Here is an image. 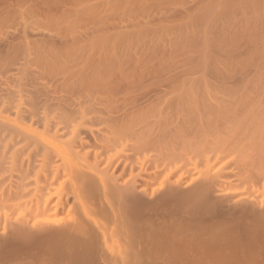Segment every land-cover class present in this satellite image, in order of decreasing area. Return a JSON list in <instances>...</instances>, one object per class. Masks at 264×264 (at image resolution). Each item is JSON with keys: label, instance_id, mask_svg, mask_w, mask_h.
Returning a JSON list of instances; mask_svg holds the SVG:
<instances>
[{"label": "rangeland", "instance_id": "1", "mask_svg": "<svg viewBox=\"0 0 264 264\" xmlns=\"http://www.w3.org/2000/svg\"><path fill=\"white\" fill-rule=\"evenodd\" d=\"M214 1H213V3H211L209 1L210 2L209 3L208 1L204 0L203 1L204 3H206V2L209 3V4L206 3L207 4L206 7H205L206 4L202 7V9L204 8V10L201 9V11H199V12L196 10L192 14L191 13L189 15L187 14L189 16V18L185 17L186 18L185 19L182 16L185 13H187V10L190 7H193L195 2L201 3V0H0V2H1L0 3V103H2L1 104L2 106H0V117L6 115L5 117L10 116V117L15 118L14 116L16 114L14 112V109L10 110V108H9L10 106H8L7 104H10L11 102H12L11 104H13V102L14 103L17 102V98L19 97V94L17 97L16 93H18L19 90H20L19 91L20 95L22 93L21 96H23V97H20L22 99H25V97H26V99L28 100L27 97H30V94H31L30 98H32L35 94H37L35 96H38V98L34 96L35 97L34 100L30 99L31 101L28 100V102H27V100H25V102H27V104L30 102H34V101H37V102H35L37 104V103H39V100L45 101V99L48 98V96L46 97V95H50V94L51 95L49 97L53 98V99L55 96L57 98L58 97L64 98V97H67L70 94L75 93V92H84V93L85 92H88V93L89 92L90 93L91 92L92 93L97 92L98 93V92H107V91L108 92H110V91L114 92L115 90L116 91L122 90V92L120 91V93H121V96L119 95L120 97H122V95L125 93V92L123 93V91H126V90H127V92H130V94H127V92H126V94L129 95L130 97H132L133 95L135 96L134 93L132 94L133 91L136 94H138V93L143 94V92H144V94L147 95L146 94L147 91L149 93V91L152 90L151 92H153V90H154V92H158V94H159L162 91L164 92V90H162L163 88H166L165 87L166 85H164V81H168L169 79H171V76H172V79L174 77H176V79H177V76H179V75H180L179 77L182 79H184V77L187 79L189 78V82H187L189 85H190L191 81H193L194 79H197L196 83L193 81L195 84L198 83V86H195L196 88L199 87V85H200V83H199L200 79H202V81L204 82L205 78L209 79L210 81L209 80L208 81L211 83L212 82L215 83V81H217L219 76H222V78L224 76V78H226L227 80H228L227 77H235L234 80L232 78L233 81H241V80L243 81V78H244V81H246L245 80L246 78L248 80L249 77L252 78V76H254V77H255V75L258 76V73H257L258 69H259V73H261L264 76V71H263L264 70V29L262 28V25H261V24L264 25V23H262L264 21V3H259L254 7H249V8L245 9L243 5L237 4L239 2L236 3V1H235L236 5L231 3L232 5L229 4L230 6H227L229 1L223 0L224 2L226 1L228 3L225 2L226 3L225 7L226 6L227 7L225 8L223 5L222 7H224V9H222V7H221V9H222L221 10L220 7H218V6H220V4L219 5H217V4L219 2H222V1L217 0L218 2L215 1V3H214ZM200 3L196 4V5L199 6L201 4L202 5L204 4V3H201V4ZM239 5H241V6H239ZM186 8H187V10H184ZM216 8H218L219 10ZM208 9H209V11H208ZM198 10H200V9H198ZM213 10H216L218 12H216V11L214 12ZM183 11H184V14L182 15ZM212 11L214 12V14H212ZM207 13L208 14L211 13L210 16L216 14L214 16L215 18L212 16V18H214V19H211V18L209 19L210 16ZM177 14H178V17L175 16ZM203 14H204V16H205V14L208 15V17H206V18H208L207 21H206V19L203 18L204 17ZM168 16H170V17H168ZM167 17H168V19H167ZM164 18H165V20L167 19L166 22L164 21ZM180 18L182 20L177 21V19H180ZM202 19H204V20H202ZM260 21H262L261 24H260ZM257 25H259V26H257ZM222 26L223 27L229 26V27L227 29H222ZM258 27L260 30L257 29ZM219 29L220 30L222 29V30L220 31ZM261 29H262V32H260ZM223 30H230L228 32L224 31V33H226V35H228V37L226 36L227 38L226 37L223 38L225 36V35H222ZM205 31H206V33H208V37L211 36L210 37L211 40L217 38V37L214 38L215 35L218 36L216 32H220V33L222 32L220 35H222L223 37L221 36L220 37L221 39L217 38L214 42L212 41V43H211V40L208 43H203V41H199V39L196 40V41H198V43H196V41L195 42L194 41H192V42L186 41L187 43H184L185 41H183L182 43H180L182 40L179 41L181 36L182 37L192 36L193 34H195L194 37L198 38L199 36H196V35H200L198 33L206 34ZM212 31H214V33H216V34L212 33ZM25 32H26L27 39H24V37H23ZM229 32H233L232 33L233 35L228 34ZM212 36H213V38H212ZM153 38H155L154 41L152 40ZM171 38H172V40L174 38L176 39V40L171 41V42L175 41L174 43L169 42L171 40ZM7 40L9 42L12 41L14 46H12V47L9 46V43ZM25 40H27L28 42H25ZM200 40H201V38H200ZM193 43H195V44H193ZM93 67L97 70H95ZM93 72H94V75H93ZM181 75H183V76L185 75V76L181 77ZM141 77H143V78L141 79ZM203 78H204V80H203ZM214 78H216V80ZM240 78H242V79L240 80ZM166 79H168V80H166ZM172 79H171L172 83L169 81H168V83L169 84L171 83V85L173 86V84H174L173 82H176V81H173L175 79H173V80ZM211 79H212V81H211ZM179 80H180V84H181V79H179ZM229 80H231V79L229 78ZM202 81H200V82L202 83ZM217 82L215 84H213V83L212 84L218 85ZM176 84H178L177 87H179V83L176 82ZM189 85L187 86L188 88H189ZM193 86H194V84H193ZM203 86L201 88L199 87L200 88L199 90H201V89L204 90ZM173 87L175 88L176 85H174ZM184 87H185L186 91L190 90V89L187 90L186 86H184ZM195 87H194V89L196 90ZM174 88L171 87L170 89H174ZM170 89H169V91H170ZM10 90H11V93L13 92L12 90L16 91V93L14 92V94L16 96L9 94L8 92ZM160 90H161V92H160ZM165 90H167V88ZM182 90H178L179 91L178 93H180ZM27 91H29L30 93ZM35 91H36V93H35ZM140 91H142V92H140ZM45 92H48L49 94L48 93L46 94ZM154 92H153V94L151 93L153 96L158 95L157 93L155 94ZM167 92H168V90H167ZM182 92H185V91L183 90ZM5 94H8L10 96H8V95L5 96ZM39 94H41V95L39 96ZM42 94H43V96H42ZM131 94H132V96H131ZM144 94H143V96H144ZM152 95H151V98H152L151 101H150L151 98H149L150 95H149V97L148 96L142 97L141 98L142 100H140V98H138V100H140V102L142 101L141 105L143 106V108H144V105L146 106L147 102H149V104H148L149 106H150V103L153 102L154 97ZM11 96H13V98L11 99L12 101H10ZM141 96L142 95H140V97ZM159 96H156L155 98L157 99V97H159ZM4 97H6V99H8V100H6ZM7 97H9V98H7ZM41 97L42 98L46 97V98L42 99ZM145 97H148L149 100H147L148 98L146 99ZM36 98L39 100H37ZM127 98H128V96H127ZM14 99H16V100H14ZM144 99L146 102L143 101ZM156 99L154 100L155 103L154 102L153 103H154V105L158 104V105H156L158 107L160 103H159L158 99H157L158 100L157 101L158 103H157ZM4 101H8V102L3 106ZM162 104H164V103H162ZM162 104L159 107L162 108ZM151 105H152V103H151ZM149 106H147V107H149ZM156 106H154V107H156ZM147 107H145V108L148 110V112H149V110L151 112L152 108H150V107L147 108ZM152 107H153V105H152ZM163 107H164V105H163ZM8 108L10 111H8ZM145 108H144V114L148 113L147 110L145 112ZM7 113L8 114L12 113V114L8 115ZM13 114H15V115H13ZM0 119H1V123H2V120H4V119L2 117ZM7 119L8 118H5V120H4L5 123H6V121L9 120V119L8 120ZM3 124H4V122L1 124L2 127L5 126V124H4V126H3ZM0 129H1V127H0ZM197 142H199L198 147L200 145H202V143L200 142V139H199V141L197 140ZM202 142L205 143L206 141H202ZM206 143L208 144L209 142H206ZM207 144L204 147H207ZM209 144H212V143H209ZM2 145H0V149H1ZM212 145H213L212 147L214 148V144H212ZM193 146L194 145H192V147ZM194 148H196L195 150H198L197 146H194L193 149L192 148L190 149V150H192V154H190L192 157H194V156L196 157V155H197L195 152H193ZM202 148L203 147H201V150L206 149V148L205 149L204 148L202 149ZM199 149H200V147H199ZM198 151H200V150H198ZM0 152H2V150ZM204 152H206V151H203L202 153H204ZM189 153H191V152L189 151ZM193 153L196 155H193ZM235 153H237V152H235ZM206 154H207L206 156L213 155V157H214V154H212V152H209V153L206 152ZM228 154H230V155H228ZM228 154H226V153L223 154V157H225V158L228 157L226 159L225 168H224V165L223 166L220 165V164H222L221 163L222 161H220L219 162L220 164H217V165L213 161L215 163V165L213 162H212V164L215 167H217L218 165L222 166L223 171L221 173L223 174V178L225 176L224 180L228 179V182L231 185L224 183V182L227 183V181L223 182V180H219V181H222L223 183L218 181L219 182V183L217 182L218 185L217 184L212 185L211 187L214 190L211 189V187H210L211 191L209 190L210 192H209V194H207V196H208L207 201H209L208 203H210V206H211L210 210H212V208H214V209L212 212L208 211L207 214H206V212H204L207 216L203 215L204 213L202 214L201 212H200L201 214L197 213V215L193 214V216H191V214H188V212H184V210L189 211L188 210L189 207L187 205H186V207L183 206V205H185V203H183L184 202L182 200L183 198L181 199V197H183L182 195L186 196L185 192H187V191L189 192L187 194L193 193L195 185L197 186V184L199 185V183H200V185H202L205 182V180H204V182H202L203 180L201 181V178L199 177L198 174H196L197 177L194 176L195 173L193 174V176H194L193 180L194 181H192L191 179L193 176L187 175V172H185V171H187L186 168H184V170H182V171L178 170V173H177V171L174 172L175 173V175L173 174L174 176L171 174L172 176L170 175V178L167 179L169 183L167 182V184L165 185L166 187L164 186L165 189L163 187V189L158 191L159 194H158V192L154 193V195H152V192L148 193V195L142 194L144 196L142 198V200L145 198V200L149 201L147 203H154V202L157 203V201L159 200L158 201L159 206L157 204V207H159L160 210H159V208L157 210L160 212H159V214H158L157 210H156L157 212H155L154 210H152L153 212H151L150 210H148L149 212L147 210H145L144 212H140L141 215L140 214L138 215L139 216L138 220L141 219L140 221L143 222L144 224H142L140 221L138 222V220H136V222L139 224L138 227L140 225H142V226L145 225L146 228L143 226L144 227L143 231H147L146 233H151L152 230L155 228L152 232V233L155 232L154 237L159 232H162V235H163V233L165 235V231L163 232L162 227H160V223L162 224V222L164 223V225H167V226H165L166 228L171 227V225H168L166 223L172 224L175 221L173 223L175 225V223L177 224L179 222L175 226L172 224L173 230L167 228L168 229L167 233L172 230V232L175 234V232H177L176 229L177 228L181 229L180 227H182L184 229L183 230L181 229V231H180L181 233L177 232L178 234L177 235L175 234V236L171 235L172 233L169 232L170 236H169V234H167L168 236L166 235L167 237L164 238V240H166L165 242H164V240H162V237H161L162 235H160V234H159V236L161 238H159V236H158V238L160 240L156 239V241H155L154 237H153L154 240H153V238L151 239V234L149 236H148V234H146L147 236L145 235L146 237L144 236L145 237V239H144V237H142L144 235V233L140 232V231L139 232L136 231L134 233V234H136V237H137V234H139V233L143 234V235L141 234V236L138 235L141 238L140 239L138 237V240H140L139 242L136 240L137 238H135L134 234L131 237V239L135 238L133 240H135V242L137 241V243H138L137 244L138 247H136L137 248L136 250L140 249L139 245L141 246V244H144L147 246L148 242H149L148 248L154 247L156 245H157L156 246L157 248L158 247L161 248V247H163L162 245H164V247H163L164 249L162 248V250L165 251V249L167 250L168 246H172L171 243H173V240H174L176 245L179 243L180 245H182V247L185 246L184 247L185 251L182 249L181 250L184 252L180 251V254L182 253L184 257H185L184 254H187V256H186L187 258L186 257H185V259L183 257L180 258V260L184 259V261H181V263L183 262V264L188 263V261H191L189 264H191L192 262H194V264H206L207 262H208L207 264H233V263L236 264L234 262L236 259H237L236 262L240 261V263L244 262V264H264V238H263L264 231H263V233L260 232V234L262 233L261 234L262 236L258 232H257L258 235L256 234V232H253L255 235H257L259 237L255 236V235L253 236L250 233L252 235V238H251V236H249L250 235L249 233H248L249 235L248 234H247V236L245 235L246 230L244 228H246L247 225H246V227H245V225L244 226L242 225L240 227L238 226L239 229L238 228L232 229L231 227L232 226L234 227V225H232L233 222L232 223L230 222V221L237 219V217L239 216L242 209H245L248 207H254L255 210H257L259 208L257 210L258 212H259V210H260V212H261V210L263 211V209H264L263 207H262V209H260L262 204L259 205L261 203V200L258 197V196H260V198L263 197V192H260L261 190L264 191V176L261 175L263 172L261 173L260 168H257L256 172H255L254 169H253L254 171L252 170V166H251L250 167L251 169H249L251 172L250 173L249 171H247L248 169L246 167H244L245 166L244 165L245 160H242L243 158H245V157H243L244 155L243 156L241 155L242 159H240L241 157L239 155L238 156L236 155V157H235V154H234V156H232L233 153H231V152H228ZM249 154H250V152H249ZM23 155H25V154H23ZM9 156H11V155L9 154ZM9 156H7L6 159H8ZM230 156H231V159H229ZM188 157H190V156L188 155ZM213 157L211 159H213ZM238 157H240V158H238ZM0 158H1V156H0ZM21 158H20V160H21ZM214 160H215V157H214ZM222 160L225 161L224 158ZM230 160H231V162H229ZM240 161H242V162L240 163ZM6 162H10V159ZM232 162L233 163L235 162V163L233 164ZM237 163H238V166L236 165ZM246 163H247V160H246ZM231 164H232V166L230 167ZM242 164L244 166H242ZM234 165H236V167ZM0 166H1V163H0ZM7 166L8 167L10 166V169L12 168L10 164ZM189 166H191V165H188V167ZM201 167L204 168V166H201ZM241 167H244L246 170L243 171L244 168L242 169ZM1 168H3V167H1ZM1 168H0V170H2V171H0V174H1L0 175V250H2L1 251L2 253L0 252V259H1L0 264H17V263L18 264H67L68 258L66 255H65L66 257H64L63 259L67 258L66 259L67 261L65 260V262L63 263L62 262V261H64L63 259H62V261H60L61 260V257H60L61 254H58L59 252L57 253V251H59V250L55 251L56 253L53 252V250H56L57 245L55 246V249H52V252H51L50 249H49L50 251L47 250V247H46L47 245H48V248H51V247L49 246V244L45 243V240H39L40 241L39 242L38 239H35V240L32 239L33 241L30 239H23L24 242L27 240H29V242H30V243H28V242L23 243L22 239L19 240L18 238H16L14 236L13 229L15 228L14 230L16 231L18 229V228H16V226L19 223H21V221H22L20 214L21 213L27 214V213H25L27 211L23 210L22 208H21V210H19V209L16 210V209L12 208L11 206H8L15 199L14 194H15L16 190H15V188H12V187L19 185L20 183H26V181H27L29 184H32V186H30V188H32V187H34V181L36 182V180H35L36 177H34L35 175L33 174L35 172H33V173L31 172V175H33V177L35 179L29 173L27 176H29V175L30 176L29 177L26 176L27 178L26 179L24 178L22 180L21 178H23L24 175L23 176H21V175L24 174L26 171L24 173H23V171H22V173L20 171V174H19L18 173L19 172L18 167H17L18 168L17 170H16V167H14L16 172L12 171L10 169H9V172L7 171V169H5L7 171V172H5V171H3L4 169H1ZM14 168H13V170H14ZM191 168L189 167L190 170H191ZM224 169L227 172L224 171ZM237 169H238V171H237ZM240 169L246 174V177L249 176L248 174H250V180H248L247 182L250 183V181H251L252 186H251V183L249 184L245 181V180H247V178L243 175L244 173ZM119 170H121V171H119ZM136 170H137V172L134 169L135 174L138 173L139 167ZM258 170L260 173V174L258 173L259 175L256 174L258 172ZM129 171H130V168L127 170V173L125 174L124 179L122 177H120V178L117 177V178H119V180L121 182L123 180L124 181L128 180V177H130L129 173H131V171L130 172ZM245 171H247V172H245ZM252 171L255 172L254 174H256V175L252 174L253 173ZM1 172H3V173H1ZM113 172H115L114 175L119 176L118 174H120L122 172L121 166H120V168L117 169V171L116 170L111 171V173H113ZM179 172H182L183 174L179 173ZM193 172H195V170L192 171V173ZM176 173H177V175H176ZM226 173L230 174L229 175L230 179L226 177ZM16 174H17V176H16ZM251 174L253 177L254 176H257V177L260 176L261 179L256 177V179H255L256 182L254 179H253L254 182H252L253 180H251V179L253 177L251 176ZM236 176H237V178H236ZM238 176H240L239 179H238ZM241 176H244V179L245 178L246 179L241 180V178H243ZM261 176H263V177H261ZM221 177H222V175H221ZM233 177H235V178H233ZM30 178H31V180H30ZM184 178H186V179H184ZM197 178H198V180H197ZM13 179L16 180V181H14L15 183L13 182ZM66 179H67V177H66ZM163 179L164 178H160L159 183L162 182ZM173 179H175L176 181L175 180L173 181ZM187 179L189 180V182H187ZM199 179H200V182L198 183ZM220 179H222V178H220ZM42 180L43 179L41 178L40 179V182H41L40 185L42 184ZM62 180H64V179H62ZM62 180L58 179V181L56 180L53 183H55L54 187H59L60 185H61L60 186L61 188L64 187L63 188L64 191L62 190L63 191L62 193L65 194V195L62 194L64 205L62 207H60V209L57 212H55V214H53L51 216L50 220L52 221L53 224L50 223L51 225H47L46 228H48V226H49V228H51V230H54L55 228H57V229H64L65 228V229L70 230V229H75V227H77V225H79L80 223L83 224L87 228L89 234L91 235V236H89L90 237L89 240L90 241L94 240L93 244L95 246L97 245V247H99V248H97L94 246L95 247L93 249L94 251L91 252L92 254H88V256L86 255L87 259H85V260L87 262L85 260H83L86 262V263L83 262V264H90V263L92 264L93 262H94L93 264H103L104 262H105L104 264H107L106 263L107 260L109 262L108 264H111V262H110L111 256L113 257V255H114V258H115L117 253H113V255H112L109 252H111V250L113 248L115 251L118 248V245H119V249L124 250V248H123L124 247V245H123L124 241H120V243H119V240H118V244H117V242L115 243V246H116V249H115L114 244L111 242L112 239H109V237L102 236L103 238H107V240L109 239L108 240L109 243L106 246L111 245V247H112L109 251L107 250V249H109V247L108 248L106 247L107 248L106 251H108V252L105 251V248H104L105 246H103V244H104V241H105V243L107 241H106V239L104 241H102L103 239L101 238V235H103V232L108 231L107 232L108 235L111 236L109 231L112 234V231H113L112 229H114V226H115L114 224H116V223L114 221H112L113 219L110 221V219L112 217H110L109 220L107 219V217H109V215H107V217H105L106 215L104 216L105 211L109 212V210H105L102 207L105 205H101L104 201L102 203L100 201V204H99L98 198L94 199V200H98L96 202L93 199L88 200L89 196L87 197L85 193L79 192V193H81V195L78 193L80 196H82V193H83V196L85 194L84 199L83 198L81 199L83 201V203H82L83 207H82L81 203H80L81 200L76 199L75 195H70L69 192H72L71 190H69V191L66 190V189H69L68 185H70V183L68 181H65V180H64L65 182L63 183ZM169 180H171V181H169ZM258 180L259 181L261 180L260 181L261 185H259V186H258V184H260V183L258 182ZM17 182H20V183L17 184ZM12 183H14V185L15 184L16 185L14 186V185H12ZM58 183H59V185H58ZM61 183H63V184H61ZM187 183H189L190 185H188ZM220 183H221V185H224L225 187L221 186V185L219 186ZM241 183H243V185L246 183L245 185L247 187L244 185L241 188V186H242ZM168 184L170 186H167ZM233 184L237 187H239L241 185L239 187V188H241V190H239V194L240 193L245 194V196H246L248 194V191H249V195L247 198L249 200H250L249 197L251 195L250 194L251 190L252 189H254L252 191L256 190L255 192H257V194H258L256 201H259V203L257 202L259 206L255 205L256 203H255L254 199L256 198V196H253V197L251 196L252 201L250 200L251 201L250 202L249 200H246L247 196L244 197L245 199L242 198V200H240L241 198H239V200H238V195L235 196V193H234L235 191L230 194L229 192L233 188H235L236 191L238 192V190H237L238 188L234 187ZM255 185H257V186H255ZM41 186H44V184ZM173 186H174V188H173ZM188 186H190L189 187L190 190H193L192 192L189 190V188H187L188 190L186 189V187H188ZM191 186L194 188H191ZM229 186L230 187L233 186V188L232 187L227 188ZM17 187L18 186H16V188ZM167 187L169 189L170 188L175 189L177 191V193L180 190H182V191H180L181 193L182 192H184V193L183 194L179 193V195H180L179 199L175 198V199L169 200L170 203L168 201L167 204H165L166 206L163 208L162 206H164V205H163V202H160V197H161L162 191L166 192L168 190ZM181 187H182V189H180ZM217 187L218 188L223 187V188L222 189L220 188L221 190H219V189H216ZM259 187L261 188L260 191L258 189ZM30 188L28 187V190H30ZM196 188H195V190H196ZM246 188L248 191L246 190ZM33 189H31L30 192H33L34 191ZM224 189H226V190H224ZM216 190H218V191H216ZM213 191H215L216 193L215 192L213 193ZM226 191H228L229 194ZM10 192H12V193H10ZM164 192H163V194H164ZM225 192H226L227 196L226 195L221 196V194H223V193L225 194ZM255 192H253L252 195L256 194ZM33 193H35V192H33ZM219 193H220V196H219ZM232 194H233V196H232ZM261 194H262V196H261ZM32 196H33V194H32ZM149 196H151V197L149 198ZM213 196L214 197L217 196V197L213 198ZM86 197H87V200H85ZM224 197L227 198L228 200L227 199L225 200ZM3 198L5 201L6 200L8 201V199H13V200H10L8 202L6 201L8 203L6 205V203L2 202ZM25 198H27V199L31 198V194H29L28 197L27 196L24 197L23 202L32 201L30 199H29V201H27V199H25ZM31 199L34 200V198H31ZM153 199H154V201H151ZM216 199H218V200H216ZM91 200L94 202H91ZM181 200H182V204L180 202ZM234 201H236V202H234ZM237 201H239V202H237ZM246 201L247 202L249 201V202L247 203ZM21 202H22V200H21ZM76 202H78L79 205ZM175 202H177V204H179V205H177ZM215 202H216V205H215ZM93 203H94V205H93ZM218 203L220 206L218 205ZM235 203H236V205H235ZM238 203H240V205ZM244 203H245V205H243ZM104 204H106V203H104ZM171 204H173L174 206ZM170 205H171V207H169ZM212 205H213V207H212ZM252 205H255V206H252ZM176 206H177V208H175ZM214 206L216 207V209ZM168 207H169V209H168ZM255 207L256 208L258 207V208L256 209ZM23 208H25V207H23ZM99 208L100 209L103 208L102 212L105 210L103 212L104 213L103 215L101 213V210L99 211ZM172 208H174V209H172ZM237 208H238V210H237ZM178 209H180V210L178 211ZM173 210H176V211H173ZM230 210L232 211V213L230 212ZM234 210H237V212L234 213L235 212ZM169 211L171 213H169ZM172 212L175 215H173ZM182 212H184L186 215ZM217 212H218V214H217ZM228 212H230L233 215H231ZM152 213H154V214H152ZM161 213H163V214H161ZM164 213H165V215H164ZM166 213H167V215H166ZM176 213H177V215H176ZM220 213H221V215H219ZM224 213H225V215H224ZM209 214H210V216H208ZM226 214H228V215L226 216ZM110 215H111V213H110ZM218 215L220 218H218ZM229 215H231V216H229ZM178 216H179V218L183 219V221L181 219H178ZM215 216L218 218V220ZM135 217H136V215H135ZM141 217H143V218H141ZM165 217H167V218H165ZM208 217H209V219H208ZM222 217H223V219H222ZM144 218H145L146 222L143 221ZM197 218L198 219L201 218V219L198 220ZM229 218H230V221H228ZM135 219H137V218H135ZM152 219H154V220H152ZM155 219H156V221L157 220H160V221L156 222ZM210 220H211V222L209 224ZM184 221H186V223ZM192 221L194 222V224ZM202 221H204V222L202 223ZM212 221H214L215 223ZM217 221H218L219 225H218ZM205 222H207V223H205ZM224 222H226L225 226H224ZM112 223L114 226L112 225ZM157 223L159 224V226ZM189 224H191V225H189ZM201 224H202V226L204 225L205 227L202 228ZM155 225H156V227H154ZM187 225L190 228H187ZM228 225H230L231 227ZM147 226H148V229H147ZM149 226H152V227H149ZM157 226L161 228V231L160 230L156 231V229L158 228ZM111 227H113V228L111 229ZM165 227L163 226V228H165ZM213 227H215V231L213 230V232H212L211 230L213 229ZM218 227L220 229L221 228H223L224 230L226 229L225 232H227V233H225L224 230L221 229V231L223 230L222 231L223 234H222ZM241 227H243V229ZM27 228L28 229L32 228L33 230L35 229L34 231L31 229V231L37 232L36 227L34 228V226L32 227L29 225L27 227H24L23 231L26 229L25 232H28ZM160 228H158V229H160ZM194 228L195 229L198 228V229L195 230ZM20 229L22 230V228H20ZM216 229H219L220 233H219V231L216 232ZM51 230H49V231H51ZM185 230H189V231H185ZM100 231H103V232L100 233ZM182 231H183V233H182ZM196 231L199 234L196 233ZM199 231L200 232L202 231V232L200 233ZM203 231H205V234ZM209 231H211V232H209ZM243 231H244V233H243ZM156 232H158V233L156 234ZM214 232H216L217 234ZM238 232H240V233H238ZM107 233H105V234L107 235ZM184 234H186L187 236ZM210 235H211V237H209ZM242 235H243V237H242ZM244 235H245V237H244ZM200 236H201V238H200ZM232 236H234V237H232ZM148 237L153 242L148 241V240H150ZM193 237H194V239H193ZM167 238L171 239V241H172V242L170 241L171 245L167 242V241H169ZM217 238L219 240H217ZM234 238H235V240H234ZM257 238H260V240H258ZM146 239H148V240H146ZM186 239H187V241H186ZM205 239H207V240H205ZM238 239L241 241H239ZM242 239H243L244 243L242 242ZM246 239H247V241H246ZM16 240H19V241L16 242ZM210 240H212V242ZM215 240L219 243H217V242L215 243ZM230 240H233V241H230ZM248 240H250L252 243H250ZM101 241L103 242V244L101 243ZM114 241H117V240H114ZM224 241H225V243H224ZM226 241H229L230 243L226 242ZM36 242L38 245H40V243H41L42 246L38 247ZM64 242H67V240L65 239L63 241H60V243H63V245L65 244ZM94 242H96V244ZM160 242H162V243H160ZM193 242H195V244ZM234 242H235V244H234ZM245 242H248V243H245ZM254 242H255V244H254ZM79 243H80V241H79ZM99 243L101 244L102 248L100 247ZM139 243H141V244H139ZM166 243H167V245H165ZM175 243H174V245H175ZM185 243H187V244H185ZM227 243H229V244H227ZM232 243H233V245H232ZM236 243H238L239 245ZM57 244H59V243H57ZM112 244H113V246H112ZM151 244L153 246H150ZM159 244H160V246H159ZM179 244H178V246H179ZM218 244H220V246H218ZM223 244L226 246L224 247ZM63 245L61 244V246H63ZM80 245H81V243H80ZM80 245L78 244L77 246L79 247ZM120 245H121V248H120ZM122 245H123V247H122ZM198 245H200V246H198ZM230 245H231V247H230ZM61 246L58 245L57 247H61ZM66 246H67V244H66ZM189 246H191V247H189ZM197 246H198V248H197ZM201 246L206 247V248H203ZM235 246L236 247L238 246L239 249H237L238 248L237 247L236 248L237 250H235ZM250 246H251V248H250ZM64 247H65V245H64ZM156 247H154L155 252H157V251L159 253L163 252L159 248L157 250ZM172 247H174V246H172ZM172 247H171V249L168 247L169 248L168 251L171 252V254H170L171 256L174 254V252L176 254L177 251H174V250H176L178 248L180 250V246L178 248L177 247L172 248ZM216 247L218 248V250H216L217 249ZM254 247H255L256 251L254 250ZM261 247H263V248H261ZM61 248H58V249H61ZM75 248H77V247H75ZM194 248H196V249H194ZM231 248H234V249H231ZM67 249H68V247H67ZM79 249H80V247H79ZM79 249H75V252L73 255H71V253L69 254L68 253L69 251L68 252L65 251V252H67L68 255L75 257V254L77 253L76 250H78L79 254L82 252V250H79ZM81 249H83V248H81ZM97 249H99V250L97 251ZM221 249H223L224 251ZM227 249H229V251H227ZM15 250L16 251L18 250L17 252L20 251L21 254H19V255L20 256L22 255V257L18 256V253ZM36 250H37V252H36ZM63 250H66V249H63ZM63 250H62V252H64ZM171 250H173L174 252H172ZM193 250H194V252H195V250L198 251L197 255H196V252L195 253L193 252ZM232 250H234V251H232ZM245 250H246V252H245ZM6 251L8 252V254L10 252V255H8V257H7V255L6 256L4 255L5 253L7 254ZM11 251H13V252H11ZM48 251H49V253H48ZM95 251L97 252V254H94ZM101 251L103 253H106V254H103ZM168 251H167V253H168ZM219 251H222V252H219ZM29 252H30V255L28 254ZM39 252H40V254L42 253L41 257H40V254H38ZM99 252H101V253H99ZM228 252H231V255ZM238 252H240V254ZM12 253L17 254L18 257H15L16 255L11 256ZM35 253H37V254H35ZM46 253H48L47 254L48 258H47ZM53 253H54V256H52ZM159 253H157L156 256H158ZM198 253H200V254L198 255ZM207 253H209V254H207ZM218 253H220V254H218ZM33 254H35V256H38L37 257L38 260H37V258L35 259V257H33V260H32L31 256H33ZM50 254L52 257L50 256ZM93 254L95 255V257ZM155 254H153V255L155 256ZM164 254H166V251L164 252ZM164 254L162 253L159 256L165 257ZM177 254H176V257H178ZM202 254H204V255L201 256ZM246 254H247V257H246ZM44 255H46V256H44ZM56 255H59V256H57V259L55 258ZM80 255L82 257L84 254L81 253ZM91 255H93V257H91ZM101 255L102 256L104 255V256L102 257ZM170 255L168 253L165 258L167 259ZM189 255H191V256H189ZM215 255H216V257H215ZM240 255H241V257H240ZM256 255H258V256H256ZM9 256H11V258H9ZM42 256H44V257H42ZM89 256L92 259L91 258L89 259ZM109 256H110V258H109ZM156 256L154 258H156ZM171 256H170V258H168L169 260L172 259ZM12 257L15 258L14 260L17 263L15 261H13ZM23 257L24 258L27 257V258H25L27 260V262H26V260H24ZM58 257H60V259ZM96 257H97V259H96ZM101 257L103 258V260H101L102 259ZM105 257H108L107 260H105ZM160 257H157L156 259L150 258L153 260V261L152 260L151 261L154 262V263H151V262L150 263L155 264V262H157V264H158V261H160L159 264L161 262L163 263V261H161V259L163 260L164 257L159 259ZM202 257H204V258H202ZM242 257H243V259H242ZM77 258H78V256H77ZM82 258H85V257H82ZM189 258H191V259L189 260ZM196 258L198 261H195ZM205 258H206V260H205ZM210 258H211V260L209 262ZM214 258H217V259H214ZM226 258H228V259L230 258V260H228ZM232 258H233V260H232ZM234 258H236V259H234ZM39 259H40V261H39ZM74 259L75 258L72 259V261H73L72 264H74ZM79 259L80 258H78V260ZM173 259H172V261H173ZM177 259L179 260V258H177ZM202 259H204V260H202ZM220 259L222 261H220ZM78 260H76V261L78 262ZM212 260H214V261H212ZM217 260H219V261H217ZM242 260H244V261H242ZM3 261L5 263H3ZM19 261H21V262H19ZM76 261H75V263H76ZM149 261L150 260H148L147 262L149 263ZM172 261H170L171 264L173 263ZM174 261L176 262V260H174ZM69 262L71 263V260ZM69 262H68V264H70ZM228 262H230V263H228ZM80 263H82V262H80ZM181 263H179V264H181ZM76 264H78V263H76ZM237 264H239V263H237Z\"/></svg>", "mask_w": 264, "mask_h": 264}, {"label": "bare ground", "instance_id": "2", "mask_svg": "<svg viewBox=\"0 0 264 264\" xmlns=\"http://www.w3.org/2000/svg\"><path fill=\"white\" fill-rule=\"evenodd\" d=\"M203 1L201 0V3H204ZM205 1H208V2L210 1L211 3H213L214 0L213 1L212 0H205ZM215 1H217V0H215ZM215 1H214V3H215ZM218 1H222V2H219L217 4V5L220 4V6H218V7H220V9L223 5L225 7L226 3H228L226 1H229L227 6H230L229 4H231V3L235 4V1H236V3L239 2L237 4L243 5L245 9L249 8V7H254L259 3H264V0H262V1L261 0H231L232 2L230 0H226L225 1L226 3L223 0H218ZM195 3H194L195 6L193 5L194 8L190 7L188 10H187V8L184 9V10H187V13L184 14V11L182 12V15L183 14L185 15V16L184 15L182 16L183 18H185V17L189 18L188 15L190 13L191 14L194 13V11H196V10L198 12L201 11L202 7L207 2L204 3L203 5L199 2L201 4L199 6L196 5V4H199L198 2L196 4ZM209 3H207V4H209ZM207 4L205 5V7L207 6ZM241 5H239V6H241ZM224 7H222V9H224ZM198 9H200V10H198ZM216 9H218V8H216ZM202 10H204V8ZM208 11H209V9H208ZM213 11L215 12L216 10H213ZM213 11H212V14H214ZM216 12H218V11H216ZM207 14H205V16L203 14V16H204L203 18L206 19V21L208 19L206 17H208V15L210 16L211 13L208 15ZM215 15H212V16L214 17ZM175 16L178 17V14ZM212 16H210L209 19L215 18V17L212 18ZM168 17H170V16H168ZM168 17H167V19H168ZM181 18L177 19V21L182 20ZM204 19H202V20H204ZM166 20L164 18L165 22H166ZM261 22L262 21H260V24H261ZM262 23H264V21ZM261 25H262V28L264 29V27H263L264 25L263 24H261ZM257 26H259V25H257ZM225 27L222 26V29H227L229 26H227L226 28ZM257 29H259V27ZM224 31L228 32L230 30H223L222 32L224 33ZM233 32H229L228 34L233 35L232 34ZM260 32H262V29ZM205 33H206V31H205ZM212 33H214V31H212ZM216 33L218 36L215 35L214 38H216V37L220 38L222 35H225L224 37L222 36L223 38H225L226 36L228 37V35H226V33H224V34L222 33V35H220L221 34L220 32H216ZM216 33H214V34H216ZM198 34H200V35H196V36H199L198 38L194 37L195 34H193L192 35L193 37L192 36H184V37L181 36L182 39L181 38L180 39L178 38V39H179V41L182 40L180 43H182L183 41H185L184 43L192 42V41L195 42L197 39H199V41H203V43L210 42L211 36L208 37V33H206V34L198 33ZM23 37H24V39H27L26 32L24 33ZM200 38H201V40H200ZM212 38H213V36H212ZM216 39L211 40V43H212V41L214 42ZM152 40L154 41L155 38H153ZM173 40H176V39L174 38ZM173 40L171 38V40L169 42H171ZM25 42H28V41L25 40ZM174 42H171V43H174ZM8 43H9V46H11V47L14 46L12 41L11 42L8 41ZM196 43H198V41H196ZM193 44H195V43H193ZM95 70H97V69H95ZM257 73H258V76L255 75V77L254 76H252V78L249 77L248 80L246 78L245 79L246 81H244V78H243V81L241 80L242 78H240L241 81H233L235 79V77H227L228 80H229V78L231 79L228 81L226 78H224V76H223V78H222V76H219V78L217 79L218 82L215 81V83L217 82L218 85L217 84L213 85L215 83L212 82L213 83L212 84L211 82H209L210 80L207 78H205L204 82L202 81V79H200V81H202V83L199 81V83H200L199 87L201 88L204 85L203 86L204 90H202V89L199 90L200 89L199 87H197L198 89L195 87V86H198V83L195 84L197 82L196 81L197 79H194V80L192 79L195 83L190 80L191 83L189 85L187 83V82H189V78L188 79L185 78L184 77L185 75L184 76L181 75V77H184V79L180 78L179 77L180 75L177 76L178 80L176 79V77H174L173 79H175V80H173L172 76H171V79L173 81H176L179 83V87H177L178 84H176V82H173L174 83L173 86L176 85V87H177V88L176 87L174 88L171 85V83H172L171 79H169V80L166 79L169 82H171L169 84L168 81H164V85H166L165 87L167 88L168 92H167V90H165L166 88L162 89V90H164V92L163 91L161 92V90H160L161 93H159V94H158V92H154V90H153V92L155 94L156 93L158 94V95H154V96L152 95L153 94V92H151L152 90L149 91V93L151 92L152 94L151 93L149 94L147 91V93H146L147 95H145L143 92L144 96L149 97V95H150L149 98H151V95H152L154 97V100L156 99L155 98L156 96L160 95L159 97H157V99L159 100V103H160L159 106H161V104L164 103V104H162V108H161L159 106L158 107L156 106L158 104L154 105V103H155L154 100H153L154 103L151 102L153 107H152L151 103L149 106L148 105L149 102H147L146 106L144 105V108L149 106L152 109H151V112H150V110L148 112V110L145 108V112H146V110L148 112L145 114H144V108L141 105L142 101L140 102V100H142L141 98L144 96L142 93L139 94L138 93L139 91L137 92L138 94H136L134 91L132 92V94L133 93L135 94V96L133 95L135 98L132 96V94H131L132 97L127 95V94H130V92H127V90L123 91V93L124 92L125 93L124 94L122 93L123 95H122V97H120L121 96L120 91L122 92V90H120V91L115 90L116 91V92L114 91L115 93L113 91L112 92L111 91L110 92H108V91L107 92H98V93L97 92H95V93H92V92L91 93L90 92L89 93L88 92H85V93L84 92H75V93H72L69 96L64 97V98H62V97L57 98L55 96L54 99L49 97L51 94L46 95L48 92H45L46 93L45 95H46V97L48 96V98H46V97L42 98L41 97L42 99L46 98L45 101H40L39 99H37L38 96H35L37 94L34 95L35 97H37L36 99L39 100V103H37L38 104L37 105L35 103L37 101L30 102L27 104L28 100H30V99L34 100L35 99L34 96H33L34 98L32 97L33 99L30 98L31 94H30V97H27L28 98V100H27L25 96H24L25 99L20 98V97H23V96H21L22 93L20 95V92H19L20 90L18 91V93H16V91H14V90H12L13 92L11 93V90H10L8 92L9 94L14 95V96L17 95V97L19 94V97L17 98V102H15V103L13 102V104H11L12 103L11 102L10 104H7L8 106H10L9 107L10 110L14 109V112L16 115L15 114H13V115H15L14 116L15 118L10 117V116L5 117L6 115L1 116L4 120H5V118L9 119V120L7 119L8 121H6V123L4 120H2V123L4 122V124H5V126L3 124V126L5 128L2 127V125H1L2 123H1V119H0V125H1L0 126L1 127L0 133L2 134V135L0 134L1 135L0 136V145L3 144L1 149H0V151L2 150V152H0V156H1L0 168L3 167V168H1V169H4L3 171L9 172L10 166L8 167L7 165L10 164L12 167L10 170H12V171H15L14 167H16V170L19 168V172L17 171L19 174H20V171H21V173H22V171H23V173L26 171L24 174L21 175V176L24 175L23 178H21L22 180L24 178L26 179L27 177H29L31 175V172L32 173L35 172L33 174L35 175L34 177H36V179H35L33 177V175H31L36 180V182L34 181V187L36 186L35 188L34 187L30 188V186H32V184H29L27 181H26V183L17 182V184L18 183H20V184L19 185L15 184L16 186H18L16 188V186L14 185V183H15L14 181H16V180L13 179L14 183H12V185H14L15 187H12V188H15V190H16L15 194L16 195L14 194V196H15L14 200L7 198L8 201L13 200V202L11 204H9L8 206H11L12 208H14L16 210H18V209L21 210V208H22L23 210L27 211V212H25L27 214H23V213L20 214L22 221H21V223H19L17 225L18 227L16 226V228H18L16 231L14 230L15 228L13 229L14 236L16 238H18L19 240L22 239V241H23V239H30V240L38 239V241L39 240H45V243L49 244V246L51 248H48V245L47 246L45 245V246L47 247V250L50 249L51 252H52V249H55L56 245L57 246L58 245L61 246V244L63 245V243H60V241H63L66 239L67 242H64L65 247H64V245L61 246L62 248L56 246V250H53V252L59 250V251H57V253L59 252L58 254H61L63 256L62 257L60 255V257H61L60 261H62V259L67 256L68 262L71 260V263L70 262L69 263L72 264L73 263L72 259L73 258L76 259L78 256V258H80V259L79 260H78V258L76 259V260H78V262L74 259V264H76V263L83 264V262L84 263L87 262L85 259H87L88 254H92L91 252L94 251L93 249L95 247H97V245L95 246L93 244L94 240H91V241L89 240V238H90L89 236H91V235L89 234L87 228L83 224L80 223L79 225H77V227H75V229H70V230L65 229V228L64 229L55 228L54 229L55 231H54V230H51V228H49V226H48V228H46L47 225L53 224L52 221L50 220L51 216L53 214H55V212H57L60 209V207H62L64 205L63 204V198H62V194H64V193H62L64 191L63 190L64 187L61 188L60 187L61 185L59 187H54L55 183H53V182L56 180L58 181V179H61V180L64 179L65 181H68L70 183V185H68L66 183L69 186V187L67 186L69 189H66V190H68V191L71 190L72 192H69L70 195H75L76 199H78V200H81L82 198L84 199V196L86 194L87 197L89 196L88 200H90V199L94 200V199L98 198L99 201L98 200H94V201L95 202L98 201L99 204H100V201H101V203L104 201L101 205H105V206L107 205L108 206V207L107 206L106 207L102 206V207L105 210H109V212L104 210L105 211V214H104L103 213L104 211L102 212L103 208H101V209L99 208V211L101 210L102 215L103 214H104V216L106 215L105 217H107V215H109V217H107L108 220L110 219V217H112L110 219V221L113 219L112 221H114L117 225L114 224L115 225L114 226L112 223V225L114 226V229H112L113 227H111V229L113 231L110 229L112 231V234L109 231L111 236L108 235V233H107L108 231L107 232L106 231L103 232L104 230L100 231V233L103 232V235L100 234L101 238L103 239L102 241H104L105 239L107 241L106 243L104 241V244L102 241H101V243L103 244V246H105L104 247L105 251L108 247H109V249H107V250L109 251L112 248L111 245L106 246L109 243L108 242L109 239H112L111 242L114 244L115 249H116L115 243L117 242V244H118V240H119V243H120V241H124V244H123L124 247L122 245L124 250L119 249V245H118L117 249L119 251L117 249L114 251V248H113L111 250V252H109L112 255H113V253H117L115 258L113 255V257L111 256V260L109 259L111 264H147L148 260H150L149 263L150 262L154 263V262H152L153 260L150 258L156 259L157 257H160L159 255H161L162 253L164 254L165 251H166V254H164L165 257L168 253L170 255L171 252H169L168 249L169 248L171 249L172 246H174L176 248L179 244L178 243L176 245L174 240H173V243H171L172 246H168L169 248L167 247V250L165 249V251L162 250L164 245L161 244L163 247H161V248L158 247L159 249H161L163 251L162 253H159L157 251L158 250V248L156 247L157 245L154 246L157 248V250H156L157 252H155L154 247L148 248L149 242H148L147 246L139 243V244H141V246L139 245L140 249L136 250L137 249L136 247H138L137 241L138 242L140 241V240H138V237L141 236L142 233L137 234V237H136V234H134V233L136 231L143 232L144 235L142 234L143 235L142 237H144L146 234H148V236L151 234V239H152L154 237V233H155V232L154 233H152V232L155 229L154 227H156V225H155L153 227L154 229L152 228L153 230H152V232L150 231L151 233H146L147 231H143L145 225H143L144 227L142 225L139 226L140 228L138 227L139 224L136 222V220L139 219L138 215L139 214L141 215L140 212H144L145 210H147V211L150 210L151 212H153L152 210H154L155 212H157L158 211L157 209L159 208V207H157L159 200L157 201V203L156 202L147 203L149 201L145 200V198L142 200V198L144 197L142 194L148 195V193L152 192V195H154V193H157L158 191L163 189V187L167 184V182H168L167 179L170 178L171 174L175 175L174 172L177 171V173H178V170L182 171V170H184V168H186L187 171H185V172H187V175L193 176V174L195 173L194 176H196V174H198L199 177L201 178V181L203 180L202 182H204V180H205V182L202 185H200V183H199L200 179H199L198 183L200 186L198 184H197V186L195 185V188L197 187L196 190L194 187H192L194 185L193 184L191 186V188H194V192L191 194H187V193H189L187 191L188 190L187 188H189L190 186L186 187V189H187L186 190L187 192H185L186 196L182 195L183 197H181V199L183 198L182 199L184 201L183 203H185V205H183V206L186 207V205H187L189 207V209H188L189 211H187V210L185 211L184 209L183 210H184V212H188V214H191V216H193V214L197 215V213H200V212L202 214L204 212H206V214H207L208 211L212 212L214 209V208H212V210H210L211 206H210V203H208L209 201H207L208 200L207 194H209L211 189H213L211 186L214 184H217V182L219 180H223V182L227 181V183L226 182H224V183L230 184L228 182V179L224 180L225 176L223 178V174L221 173L223 171L222 166L224 165V168H225L226 159L228 158V157H226V158L223 157V154H225V153L228 154V152H231V153H233L232 156H234V154H235V157H236V155L237 156L239 155L240 157H241V155L242 156L244 155L243 157H245V158H243V159H242V157L241 158L238 157L242 160H245V164L243 163L245 166L243 164H242V166L246 167L248 169L247 171H249V172H250L249 169H251L250 168L251 166H252V170L254 169L255 172H256L257 168H260L261 173L263 172L261 175L264 176V76L261 73H259V69H258ZM93 75H94V72H93ZM142 78L143 77H141V79ZM232 78H233V80H232ZM179 79H181V84H180ZM214 79L216 80V78H214ZM203 80H204V78H203ZM211 81H212V79H211ZM187 84L189 85V88L187 87L188 86ZM193 84H194V86H193ZM184 86H186L187 90L188 89H190V90L186 91ZM171 87L174 89H170ZM194 87L196 88V90L194 89ZM169 89H170V91H169ZM182 89L185 92H182L183 91ZM178 90H182V91L180 93H178L179 92ZM14 92L16 93V95L14 94ZM27 92H29V91H27ZM126 92H127V94H126ZM140 92H142V91H140ZM35 93H36V91H35ZM7 95L8 94H5V96H7ZM40 95L41 94H39V96ZM136 95L137 96L139 95V96L137 97ZM140 95H142V96L140 97ZM8 96H10V95H8ZM42 96H43V94H42ZM127 96H128V98H127ZM148 97H145V98L147 99ZM4 98L6 99V97H4ZM7 98H9V97H7ZM12 98H13V96L10 97V101H12L11 100ZM138 98H140V100H138ZM149 98L147 100H149ZM157 99H156V102L158 101ZM6 100H8V99H6ZM14 100H16V99H14ZM25 100H27V102H25ZM151 100H152V98L150 99V101ZM143 101H145V99ZM7 102L8 101H4L3 106ZM1 104L2 103H0V106H2ZM163 105H164V107H163ZM154 106H156V107H154ZM149 107H147V108H149ZM9 108H8V111H10ZM9 114H12V113H9ZM199 139L203 145V146L202 145L199 146L200 149L198 147L199 142H197V140L199 141ZM201 140L214 144V148L212 147L213 146L212 144L208 143L210 145L209 146L206 142L205 143L207 144L208 148L204 147L206 144L203 143ZM192 145L197 146V149L200 150V151H198V150H195L196 148H194L193 152H195L197 155L194 153H193V155H196V157L195 156L192 157L190 155V154H192V150H190V149L191 148L193 149V147H194V146L192 147ZM201 147H203L204 149L206 148L207 150L206 149L201 150ZM189 151L191 153H189ZM201 151L202 152L206 151L207 153L212 152V154H214L215 160H214L213 155L206 156L207 155L206 152L202 153ZM235 152H237V153H235ZM249 152H250V154H249ZM8 153L11 156H9ZM23 154H25V155H23ZM188 155L190 157H188ZM228 155H230V154H228ZM7 156H9L8 159H6ZM212 157H213V159H211ZM20 158H21V160H20ZM223 158L225 161L222 160ZM9 159H10V162H6ZM229 159H231V156L229 157ZM246 160H247V163H246ZM213 161L216 163V165L220 164L219 162L222 161L221 162L222 164H220L222 166L218 165L217 167H215L214 166L215 163ZM212 162L214 163V165L212 164ZM229 162H231V160ZM241 162L242 161H240V163ZM188 165H191V166H189L190 168L192 167L191 170L189 169ZM236 165L238 166V163ZM236 165H234V166L236 167ZM120 166L122 168V172L120 174H118L119 176L114 175L115 172L111 173V171H114V170L117 171V169L120 168ZM201 166H204V168H202ZM231 166H232V164L230 165V167ZM138 167H139V171L137 174H135L134 169L137 172L136 169ZM244 167H241V168L243 169ZM13 168H14V170H13ZM129 168L131 171V173H129L130 177H128V180H125V181L123 180L121 182L119 180V178L122 177L124 179L125 178L124 176L127 173V170ZM5 169H7V171ZM238 169H237V171H238ZM194 170H195V172L192 173V171H194ZM244 170H246V169L244 168L243 171ZM0 171H2V170H0ZM119 171H121V170H119ZM224 171H226V170L224 169ZM247 171H245V172H247ZM255 172H253L252 174H254ZM1 173H3V172H1ZM29 173H30V175L27 176ZM177 173H176V175H177ZM179 173H182V172H179ZM258 173H259V170L256 174L259 175L260 173L259 174ZM252 174H251V176H252ZM256 174H254V175H256ZM221 175H222V177H221ZM229 175L230 174L226 173L227 178H229ZM243 175L246 177L245 173ZM248 175L249 176L246 177L247 180H245L246 178L244 179V176H241V177H243V178H241V180L243 179L246 182L248 180H250V174H248ZM16 176H17V174H16ZM194 176L191 179L192 181H194L193 180ZM263 176H261V177H263ZM66 177H67V179H66ZM117 177H119V178H117ZM256 177L257 176H254L251 180H253V179L255 180ZM31 178H30V180H31ZM41 178L43 179L41 185L44 184V186L40 185V183H41L40 179ZM160 178H164V179L162 182L159 183ZM198 178H197V180H198ZM220 178H222V179H220ZM233 178H235V177H233ZM236 178H237V176H236ZM239 178H240V176H238V179ZM257 178L261 179L260 176H258ZM184 179H186V178H184ZM188 179H187V182H189ZM64 180H62L63 183L65 182ZM174 180L175 179H173V181ZM254 180L252 182H254ZM169 181H171V180H169ZM260 181L258 180L259 183H260ZM219 182H222V181H219ZM255 182H256V180H255ZM63 183H61V184H63ZM247 183H249V182H247ZM250 183H251V181H250ZM187 184L190 185L189 183H187ZM58 185H59V183H58ZM220 185H221V183L219 184V186ZM241 185L240 186L242 188L244 185H243V183H241ZM259 185H261V183L258 184V186ZM167 186H170V185L168 184ZM221 186H224V185H221ZM233 186L237 187L234 184H233ZM233 186H231V187L233 188ZM251 186H252V183H251ZM255 186H257V185H255ZM28 187L30 188V190H28ZM165 187H164V189H165ZM210 187H211V189H210ZM218 187L216 189L221 190L223 188V187H220L221 188L220 189ZM231 187L229 186L227 188H231ZM239 187H237L238 192L236 191L235 188H233L234 190L231 189V191L229 193L231 194L232 192L235 191L234 193H235V196L238 195V200H239V198H241L240 200H242V198L245 199L244 197H246V196H247L246 200H249V199H247L248 195H249V191L247 190V188H246V190L248 191V194L245 196V194H241V193L239 194V190H241V188H239ZM173 188H174V186H173ZM173 188H170V189L168 188V190L166 192L162 191V194L160 197V202H163V205H164V206H162L163 208L166 206L165 204H167V202L169 200L175 199V198L179 199L180 198L179 193L180 194L184 193V192H182V193L180 192V191H182V190H180V189H182V187L180 189L178 188L180 190L178 193ZM31 189H33L34 191L33 190L32 191L35 193L30 192ZM226 189H224V190H226ZM258 189H259V191L261 190L260 187ZM189 190H190V188H189ZM252 190H254V189H252ZM252 190L250 193L251 195L249 197L250 200L252 201L251 196L252 197L256 196V198L254 199L255 203H256L255 205L259 206L262 204L260 209H262V207L264 208V198H263L264 197V191H262V190L260 191V192H263V197L260 198V196H258L259 199L261 200V203L258 205L259 201H256L258 194H257V192H255L256 190L255 191H252ZM190 191L192 192L193 190H190ZM216 191H218V190H216ZM79 192L85 193L84 196H83V193H82L83 197L80 196L81 193H79ZM163 192H164V194H163ZM214 192L215 191H213V193ZM226 192L228 193V191H226ZM226 192H225V194L223 193L224 195L221 194V196H225ZM253 192H255L256 194L252 195ZM10 193H12V192H10ZM29 194H31V198H34V200L29 198L32 201L23 202V198L26 196L28 197ZM32 194H33V196H32ZM158 194H159V192H158ZM233 194H232V196H233ZM219 196H220V193H219ZM261 196H262V194H261ZM87 197L85 198V200H87ZM150 197L151 196H149V198ZM215 197H217V196H215ZM215 197L213 196V198H215ZM25 199H27V198H25ZM29 199H27V201H29ZM224 199L226 200L227 198L224 197ZM21 200H22V202H21ZM182 200L180 201L181 204H182ZM216 200H218V199H216ZM6 201L3 198L2 202L6 203V205H7L8 201L7 202ZM81 201H80V203H81V206L83 207V204H82L83 201L82 202ZM94 201L91 200V202H94ZM151 201H154V199ZM177 202H175V203L177 204ZM234 202H236V201H234ZM237 202H239V201H237ZM76 203L78 204V202H76ZM104 203H106V204H104ZM169 203H170V201H169ZM238 204L240 205V203H238ZM93 205H94V203H93ZM171 205H173V204H171ZM171 205L169 207H171ZM177 205H179V204H177ZM215 205H216V202H215ZM218 205H219V203H218ZM235 205H236V203H235ZM243 205H245V203ZM255 205H252V206H255ZM158 206H159V204H158ZM23 207H25V208H23ZM169 207H168V209H169ZM212 207H213V205H212ZM175 208H177V206ZM172 209H174V208H172ZM215 209H216V207H215ZM159 210H160V208H159ZM179 210L180 209H178V211ZM237 210H238V208H237ZM237 210H234L235 211L234 213H236ZM257 210H255L254 207H248V208L242 209V211L240 210L241 212H240L239 216L237 217V219H235L233 221H230V218L228 219V221H230L231 223L233 222L232 225H234V227L233 226L231 227L230 225H228V226H230L232 229H235V228H238V226L240 227L242 225L243 226L245 225V227H246V225H247V227L244 228L246 230V234H245L246 236L248 233L249 234L251 233L254 236L255 234L253 232H256L257 235H258V233L260 234V232L263 233V231H264V209H263V211L261 210V212H260V210H259V212ZM173 211H176V210H173ZM159 212L160 211H158V214H159ZM184 212H182V213H184ZM230 212L232 213L231 210H230ZM230 212H228V213H230ZM110 213H111V215H110ZM154 213H152V214H154ZM167 213H166V215H167ZM169 213H171V212L169 211ZM161 214H163V213H161ZM172 214H173V212H172ZM206 214L204 213L203 215H206ZM210 214L208 216H210ZM217 214H218V212H217ZM135 215H136V217H135ZM164 215H165V213H164ZM173 215H175V214H173ZM176 215H177V213H176ZM219 215H221V213ZM219 215H218V218H220ZM224 215H225V213H224ZM227 215L228 214H226V216ZM231 215H233V214H231ZM231 215H229V216H231ZM135 218H137V219H135ZM141 218H143V217H141ZM165 218H167V217H165ZM218 218H217V220H218ZM178 219H181V218H179V216H178ZM200 219H198V220H200ZM208 219H209V217H208ZM222 219H223V217H222ZM140 220H138V222ZM152 220H154V219H152ZM181 220L183 221V219H181ZM143 221L146 222L145 218ZM155 221H156V219H155ZM157 221L159 222L160 220H157ZM214 221H212V222H214ZM184 222L186 223V221H184ZM203 222L204 221H202V223ZM210 222H211V220L209 221V224H210ZM141 223L144 224L143 222H141ZM205 223H207V222H205ZM217 223H218V221H217ZM225 223L226 222H224V226H225ZM166 224L171 225L170 228L169 227H167V228L173 230L172 224H170V223H166ZM177 224L175 223V225H177ZM193 224H194V222H193ZM28 225L32 226V227L34 226V228L36 227L37 232L36 231L32 232L31 231L32 228L31 229L29 228L30 230L27 228L28 232H25L26 229L23 231L24 227H27ZM189 225H191V224H189ZM218 225H219V223H218ZM158 226H159V224H158ZM163 226L165 227L167 225H164L163 222H162V224L160 223V227H162L163 232L165 231V235L163 233V235H164L163 236L162 232H159V233L156 232V234L157 233L158 234L154 237L155 241H156V239L160 240L159 238H161V237H162V240H164V238L168 236L167 234H169V232L172 233L171 235L175 236V234L176 235L178 234L177 232H180L181 229L182 230L184 229L182 227H180L181 229L177 228L178 230L176 229L177 232H175V234H174L172 232V230L167 233L168 229L166 227L163 228ZM201 226H202V224H201ZM149 227H152V226H149ZM160 227H158V228H160ZM203 227H205V226L203 225L202 228ZM20 228H22V230ZM187 228H190V227L187 225ZM241 228L243 229V227H241ZM147 229H148V226H147ZM157 229H156V231H159V230L161 231V228L158 230ZM196 229H198V228H196ZM219 229H216V232L219 231ZM221 229H223V228H221ZM221 229H220V231H221ZM49 230H51V231H49ZM213 230L215 231V227H213V229L211 231L213 232ZM225 230H224V232H225ZM185 231H189V230H185ZM211 231H209V232H211ZM220 231H219V233H220ZM222 231H221V233H222ZM203 232L205 234V231H203ZM216 232H214V233H216ZM105 233H107L108 236ZM182 233H183V231H182ZM196 233H198V232L196 231ZM225 233H227V232H225ZM238 233H240V232H238ZM243 233H244V231H243ZM133 234H134L135 238H137L136 242H135V240H133L135 238L131 239ZM159 234L162 236L160 237ZM251 234L249 236H251V238H252ZM184 235H186V234H184ZM245 235H244V237H245ZM257 235H255V236H257ZM102 236L109 237V239L107 240V238H103ZM158 236H159V238H158ZM169 236H170V234H169ZM145 237H144V239H145ZM209 237H211V235ZM232 237H234V236H232ZM242 237H243V235H242ZM257 237H259V236H257ZM154 238H153V240H154ZM200 238H201V236H200ZM235 238H234V240H235ZM260 238H257V239L260 240ZM263 238H264V234H263ZM113 239L117 240V241H114ZM151 239L150 240L146 239V240L153 242ZM187 239H186V241H187ZM193 239H194V237H193ZM19 240H16V242ZM168 240L169 241H167V242L170 244L171 239H168ZM205 240H207V239H205ZM217 240H219V239L217 238ZM79 241H80L81 245H80ZM165 241L166 240H164V242ZM210 241L212 242V240H210ZM230 241H233V240H230ZM239 241H241V240H239ZM246 241H247V239H246ZM248 241L250 243H252L250 240H248ZM25 242L30 243L29 240H27ZM25 242L23 241V243H25ZM49 242L50 243L52 242V243L50 244ZM216 242L217 241L215 240V243ZM226 242H229V241H226ZM242 242H243V239H242ZM57 243H59V244H57ZM94 243L96 244V242H94ZM160 243H162V242H160ZM174 243L176 246L174 245ZM193 243L195 244V242H193ZM217 243H219V242H217ZM224 243H225V241H224ZM229 243H227V244H229ZM238 243H236V244H238ZM245 243H248V242H245ZM36 244H37V242H36ZM66 244H67V246H66ZM78 244L80 245L79 246L80 249L77 246ZM113 244H112V246H113ZM185 244H187V243H185ZM234 244H235V242H234ZM254 244H255V242H254ZM165 245H167V243ZM232 245H233V243H232ZM41 246H42V244L40 243V245H38V247H41ZM150 246H153V245L151 244ZM159 246H160V244H159ZM179 246H180V250L178 248ZM179 246L177 247L178 249H176V250L173 249L174 251H177L176 254L178 253L177 254L178 257H176L175 252L173 250H171L172 252H174V254H173L174 256L170 255L171 258L173 259L175 257L176 259L174 258L172 261V259L171 260L168 259V258H170V256L167 259L164 256H162L159 259L164 257L163 260L161 259V261H163V263L161 262L160 264H171L170 261L173 262L172 264H175V263L179 264V263H181V261H184L187 254H184L185 255V257H184L182 253L180 254V251L184 252L185 246L182 247V245H180V244H179ZM198 246H200V245H198ZM198 246H197V248H198ZM218 246H220V244H218ZM225 246L226 245H224V247ZM67 247H68V249H67ZM75 247H77V248H75ZM100 247H101V244H100ZM174 247H172V248H174ZM189 247H191V246H189ZM201 247H203V246H201ZM230 247H231V245H230ZM237 247L235 246V250L239 249V247L238 248ZM58 248H61L62 250L66 249L63 251L64 252L69 251L68 253L69 254L71 253V255L74 254L75 249L82 250L81 253L84 254L82 257H85V258L81 257V255H80L81 253L79 254L78 250H76L77 255L75 254V257H74V256L68 255L67 252H65V253L62 252V250L58 249ZM81 248H83L84 250ZM97 248H99V247H97ZM120 248H121V245H120ZM203 248H206V247H203ZM250 248H251V246H250ZM261 248H263V247H261ZM181 249L184 251H182ZM194 249H196V248H194ZM231 249H234V248H231ZM98 250L99 249H97V251ZM216 250H218V248ZM221 250H223V249H221ZM254 250H255V247H254ZM1 251L2 250H0V252ZM13 251H11V252H13ZM49 251H48V253H49ZM108 251H106V252H108ZM167 251H168V253H167ZM227 251H229V249H227ZM232 251H234V250H232ZM19 252H17L18 256H20L19 254H21V252L20 253ZM36 252H37V250H36ZM40 252L38 254H40ZM95 252H94V254H97V252L96 253ZM101 252H99V253H101ZM193 252H194V250H193ZM195 252L197 255L198 251L195 250ZM219 252H222V251H219ZM245 252H246V250H245ZM48 253H46V255ZM157 253H159L158 256H156ZM200 253H198V255ZM228 253H230V255H231V252H228ZM238 253L240 254V252H238ZM28 254L30 255V252ZM35 254H37V253H35ZM35 254H33V256H31L32 260H33V257H35V259L38 257V256H35ZM41 254H40V257H41ZM103 254H106V253H103ZM153 254H155L156 258H154L155 256ZM207 254H209V253H207ZM218 254H220V253H218ZM4 255L5 256L7 255V257H8V255H10V252H9V254H8V252H7V254L5 253ZM12 255H14V256L16 255L15 257H18L17 254H15V253L14 254L12 253L11 256ZM46 255H44V256H46ZM93 255H91V257H93ZM203 255L204 254H202L201 256H203ZM11 256H9V258H11ZM44 256H42V257H44ZM50 256H51V254H50ZM52 256H54V253L52 254ZM57 256H59V255H56V257H55L56 259H57ZM189 256H191V255H189ZM256 256H258V255H256ZM13 257H12V259H13V261H15L14 260L15 258H13ZM20 257H22V255ZM27 257H25V258H27ZM60 257H58V258L60 259ZM91 257L89 256V259ZM94 257H95V255H94ZM182 257L184 259L180 260V258H182ZM215 257H216V255H215ZM240 257H241V255H240ZM246 257H247V254H246ZM25 258H24V260H26ZM47 258H48V255H47ZM107 258L108 257H105V260H107ZM109 258H110V256H109ZM177 258H179V260ZM202 258H204V257H202ZM40 259H39V261H40ZM66 259H63L64 261H62V262L64 263ZM96 259H97V257H96ZM190 259L191 258H189V260ZM214 259H217V258H214ZM226 259H228V258H226ZM234 259H236V258H234ZM242 259H243V257H242ZM37 260H38V258H37ZM83 260H85L86 262ZM101 260H103V258ZM174 260H176V262ZM202 260H204V259H202ZM205 260H206V258H205ZM210 260H211V258L209 259V262H210ZM228 260H230V258ZM232 260H233V258H232ZM236 260L234 261L236 264L237 263L244 264V262L240 263V261L236 262ZM75 261H76V263H75ZM79 261L82 263H80ZM195 261H198L197 258ZM212 261H214V260H212ZM217 261H219V260H217ZM220 261H222V260L220 259ZM242 261H244V260H242ZM19 262H21V261H19ZM26 262H27V260H26ZM68 262H67V264H68ZM159 262L160 261H158V264H159ZM190 262L191 261H188V263H186V264H189ZM3 263H5V262L3 261ZM106 263L107 264L109 263L108 260ZM192 263L194 264V262H192ZM228 263H230V262H228ZM155 264H157V262H155ZM181 264H183V262Z\"/></svg>", "mask_w": 264, "mask_h": 264}]
</instances>
